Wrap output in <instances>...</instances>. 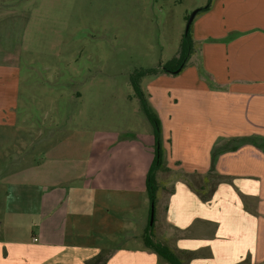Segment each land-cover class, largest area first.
I'll return each mask as SVG.
<instances>
[{
	"label": "crops",
	"instance_id": "obj_1",
	"mask_svg": "<svg viewBox=\"0 0 264 264\" xmlns=\"http://www.w3.org/2000/svg\"><path fill=\"white\" fill-rule=\"evenodd\" d=\"M191 30L205 79L142 82L164 147L149 232L184 264H264V0H212ZM21 75L0 53V264H169L143 241L151 205L131 223L130 156L110 139H91L83 160L78 142L19 140ZM211 172L221 182L204 201L193 186Z\"/></svg>",
	"mask_w": 264,
	"mask_h": 264
},
{
	"label": "rangeland",
	"instance_id": "obj_2",
	"mask_svg": "<svg viewBox=\"0 0 264 264\" xmlns=\"http://www.w3.org/2000/svg\"><path fill=\"white\" fill-rule=\"evenodd\" d=\"M208 2L0 0V28L10 29L0 41V53L20 59V106L22 116L29 114L27 124L21 121L19 140L48 136L63 144L78 142L83 160L91 139H110L114 154L130 156V219L138 231L140 205H151L143 186L156 147L153 127L132 97L130 74L175 57L187 18ZM197 50L195 45L180 73L205 79L208 71L197 61ZM154 78H144V87ZM166 79L162 82L170 83ZM142 169L143 178L137 175Z\"/></svg>",
	"mask_w": 264,
	"mask_h": 264
},
{
	"label": "trees",
	"instance_id": "obj_3",
	"mask_svg": "<svg viewBox=\"0 0 264 264\" xmlns=\"http://www.w3.org/2000/svg\"><path fill=\"white\" fill-rule=\"evenodd\" d=\"M211 4L212 0H209L207 6L198 9L197 14L209 9ZM187 19H189V17ZM191 28L192 24L189 32L185 33L183 36L178 54L170 61L165 64H160L155 68L137 69L132 74H130V84L133 89L132 97L139 101L141 110L153 127L156 151L154 160L147 173L146 189L150 204L154 206L156 205V196L158 190L157 172L164 167L163 154L161 149V124L157 114L154 113L152 107L149 104L148 98L142 88V82L144 78L149 76H158L164 73L178 74L185 68L188 60L194 52V40L192 37ZM220 182V175H215L211 172L206 177V180L202 185L193 186V188L197 191V193H199L202 200L208 201L211 199L212 193ZM151 229L152 226H149L146 234L144 235L143 241L145 246L153 250L160 258L167 261L169 264H184L182 260L168 246L162 244L161 242L155 241L151 237V234L149 232ZM105 260L106 259H103L102 256H99L89 264H105Z\"/></svg>",
	"mask_w": 264,
	"mask_h": 264
},
{
	"label": "water",
	"instance_id": "obj_4",
	"mask_svg": "<svg viewBox=\"0 0 264 264\" xmlns=\"http://www.w3.org/2000/svg\"><path fill=\"white\" fill-rule=\"evenodd\" d=\"M197 12H198V9L195 10V11L191 14V16L189 17L188 22H187V26H186V33L189 32L190 27H191V24L193 23L194 18H195V16H196ZM154 210H155V206L152 205V208H151V215H150V225H151V226L153 225Z\"/></svg>",
	"mask_w": 264,
	"mask_h": 264
}]
</instances>
